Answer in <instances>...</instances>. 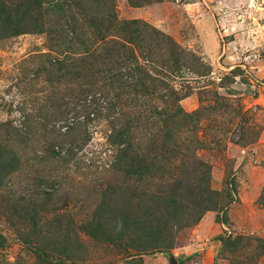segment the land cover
<instances>
[{"label":"rangeland","instance_id":"obj_1","mask_svg":"<svg viewBox=\"0 0 264 264\" xmlns=\"http://www.w3.org/2000/svg\"><path fill=\"white\" fill-rule=\"evenodd\" d=\"M24 1L0 0V264H264V0ZM154 204L160 248L103 238L101 207Z\"/></svg>","mask_w":264,"mask_h":264},{"label":"trees","instance_id":"obj_2","mask_svg":"<svg viewBox=\"0 0 264 264\" xmlns=\"http://www.w3.org/2000/svg\"><path fill=\"white\" fill-rule=\"evenodd\" d=\"M71 1L91 2L90 8H93L94 7L93 5L94 4L97 5L99 4V2L102 4L107 2L106 0H81V1L71 0ZM79 2H77V4ZM29 3L30 2H28L27 0H25L24 3L19 2L18 7L19 9H22L23 6L30 7ZM97 20L99 21V17L97 18ZM134 34L136 35L135 37L134 36L132 37V35L129 34V38H126V41L128 43L134 44L133 47H130L120 41L117 43L109 41L112 44L109 47L110 50H114L116 48L121 49V51L124 52L125 58L129 60H133L135 56V53H134L135 42H137L140 39L139 33H134ZM102 54H104V51H102ZM134 63L135 65H138L136 62H131V64H134ZM127 73L136 74V78H134L136 87L137 86L146 87L145 83L143 82V77H142L143 72L140 70L139 66L129 70ZM148 158H149L148 155L146 157L144 155H139V154L130 155L129 152L125 150L122 153L121 161H122V165L125 166L124 167L125 170H128L130 175L144 177L150 171H152V169H156V167H158L159 165L158 162H155V163L150 162ZM15 160L16 158L12 157V155L10 154L8 150L0 146V171L8 165H13ZM160 208L161 207L157 206L156 204L151 205V206H146V207L143 206V208L139 206L135 211L131 212L127 207H124L123 212H122L123 217L118 216L116 218L115 215H113V211L111 209L106 210L101 207L99 210H97L98 212L97 213V216H98L97 225H99V230L101 231V234H103L102 236H104L103 238L106 237L107 239L105 240H108L109 242H112L114 240L121 241L118 239L120 236H126L127 234L129 235L130 233L136 234L138 230H142L145 232V234L151 235V240L154 242L155 248H160V243L158 242V239H159L158 233H162L166 231L165 227L167 225H165L164 222H162V223L157 224V227H155V225L150 226V227H145V228L143 227L145 218H147L148 216H155V214L159 212ZM132 213L135 216H133ZM108 215H113L112 216L113 218L110 219ZM97 225H96V228H97ZM2 241H3V237L0 235V246L3 244ZM27 243H29V241ZM163 247L168 248V245L165 244L163 245ZM150 248L151 247L150 245H148L147 242L140 243L137 246V250L142 253L148 251ZM36 251L41 255L42 251L39 248H37Z\"/></svg>","mask_w":264,"mask_h":264},{"label":"water","instance_id":"obj_3","mask_svg":"<svg viewBox=\"0 0 264 264\" xmlns=\"http://www.w3.org/2000/svg\"><path fill=\"white\" fill-rule=\"evenodd\" d=\"M167 257L170 264H177L178 260L172 253H168Z\"/></svg>","mask_w":264,"mask_h":264}]
</instances>
